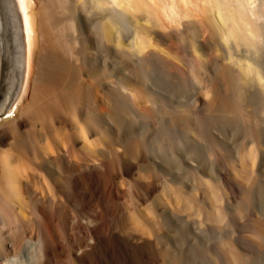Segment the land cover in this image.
Returning a JSON list of instances; mask_svg holds the SVG:
<instances>
[{
    "label": "rangeland",
    "instance_id": "374dc122",
    "mask_svg": "<svg viewBox=\"0 0 264 264\" xmlns=\"http://www.w3.org/2000/svg\"><path fill=\"white\" fill-rule=\"evenodd\" d=\"M181 1H173L176 13L170 17L168 0H131L129 15L115 13L118 37L110 41L94 28L105 11L98 9L94 0H85L86 88L92 93L88 92L85 108L100 129L88 133L83 142L87 141L82 142L84 162L76 167L67 165L70 171L63 186L68 197L51 200L45 217L30 216L27 202L23 203L18 230L36 251L39 243L56 248L49 264H168L170 260L174 264H230L225 242L236 247L242 244L244 250H238L248 263L264 264V245L251 234L264 214V155L250 165V124L247 118L242 119L244 115L237 111L233 115L213 113L206 103H198L201 97L206 101L211 97L212 92H205L209 87L219 96L246 103L254 109L256 119H263L264 91L242 63L253 59L264 72V44L257 46L259 38L253 39L256 46L225 40L215 26L203 31L199 24L205 16L210 17L209 2ZM166 2L168 6H164ZM255 3L253 26L262 29L264 36V0ZM193 32H203L207 40L194 45ZM136 40L146 43L140 53L134 48ZM258 47L260 51H254ZM10 59L15 64L14 54ZM224 71L234 78L235 90L226 84ZM124 80L134 84L145 80L153 97L151 107L134 103L138 100L130 96ZM104 100L109 104L102 105ZM174 111L190 116L195 124L193 133L170 124ZM89 117L87 125L91 126ZM262 130L264 133V126ZM212 136L223 140V147L212 144ZM139 140L145 148L133 147ZM93 149L100 153L94 169L87 164L94 158ZM192 161L198 165V174L194 168L187 170L186 163ZM243 167L255 182L243 179ZM206 170L212 172L208 181L202 179L206 173L199 175ZM78 173L82 183L73 180ZM207 183L216 185L227 204L229 211L222 225L184 209L173 196L174 187L191 188L196 191L198 206H208L207 192L203 193ZM131 214H136L139 222ZM87 230L93 248L89 258L79 262L72 253L85 239L89 241Z\"/></svg>",
    "mask_w": 264,
    "mask_h": 264
},
{
    "label": "bare ground",
    "instance_id": "6f19581e",
    "mask_svg": "<svg viewBox=\"0 0 264 264\" xmlns=\"http://www.w3.org/2000/svg\"><path fill=\"white\" fill-rule=\"evenodd\" d=\"M5 1L10 12V56L14 54L15 64L14 59H10L9 74L0 82V264H49V257H52L56 248L51 243L47 245L44 243L42 246L39 243L36 251L28 240L23 239L24 235L18 230H21L20 216L23 203L27 202L30 216L39 214L45 217L46 213H49L46 210H49L47 208L51 200L68 197L63 186L67 181L66 173L69 174L70 171L67 165L76 167L84 162L85 153L81 147L82 142L87 138L88 133L95 134L98 129L96 127L99 126L93 115L92 118L87 115L85 108L86 97L90 92H87L86 88L88 74L86 75L87 69H85L87 48L85 0ZM94 1L98 9L105 11L100 19L96 20L94 28L105 39L115 41L118 37L115 13L129 15L133 7L131 0ZM173 1L168 0L170 13L169 11L166 13L170 14V17L171 14L176 13L175 9H172L175 7ZM183 2L186 3V0ZM207 2L211 8V10L209 8L210 17L205 16L201 20L200 29L215 26L216 30L219 29L225 36V40L226 38L234 39V42L239 40L244 45L256 46L257 44L262 47L264 36L261 31L263 30L255 29L254 21L252 22L254 20L252 16L255 14L254 17H256L257 13H255V0H207ZM165 5L168 6L167 2ZM215 28L211 27V29ZM217 33L219 34L218 31ZM203 34V32L192 33L194 45L203 43L204 38L207 40ZM253 39H257V43L254 42L256 44H253ZM134 44L137 53L142 52L146 47L143 40H136ZM257 50L259 47L254 48V51ZM244 62L242 64L245 65L246 73L253 75L260 89L264 91V72L260 65L253 59ZM245 69L242 71L245 72ZM223 75L230 88L235 86L234 78L230 74L224 71ZM143 77L144 74L141 75L140 80L143 81ZM126 82L125 87L131 95L128 94L134 100H138L134 103L151 105L149 103L153 101V97L144 86L145 80L135 84L134 81ZM233 89L235 90L234 87ZM213 91L209 90V87L206 88V94L212 92L211 97L207 101L201 97L198 103L201 105L206 103L207 110L213 113L217 111L220 114L226 112L225 115L228 113L233 115L232 113L237 111V115H244V117L240 115L242 119L247 118L250 124L248 144H251L248 147V161L250 165H254L257 159L262 158L260 155H264L262 130L264 118L256 119L254 109L239 99L235 100L226 95L219 96L217 91ZM106 100L101 104H109ZM95 105L99 106V102ZM173 113L170 119L172 126L178 124L187 131L190 130L189 133L194 132L195 124L193 125L192 119L186 112L174 111ZM88 117L91 126L87 125ZM97 137L94 136V139ZM211 138L212 144L223 147V140H219L217 136ZM97 141L93 142L97 144ZM122 145L120 142L119 146ZM93 146L96 147L94 144ZM136 146H140L139 149L144 147L140 140L133 147ZM95 150L92 153L94 158L92 156L90 163H87L92 169H94L93 166L97 167L100 161L97 157L100 153L98 154ZM186 166L188 171L194 168L195 172L198 167L195 161L186 163ZM200 173L201 176L206 173L202 179L210 180L211 170ZM241 174L244 180L255 182V178L251 177V172L247 168L243 167ZM73 177L74 182L82 183V174L78 173ZM172 192L184 209L201 215L212 223L222 225L229 211L227 204L220 198L216 185L212 183H207L203 191L205 194L207 192V198L210 201L208 206H198L196 191L191 188L174 187ZM262 215L261 220L254 225L251 234L264 245V214ZM51 216L52 212L49 217ZM132 218L139 222L136 214H133ZM142 229L145 230V226H142ZM149 229V227L146 228V230ZM88 232L89 230H87L86 238L89 241L86 242L85 239L72 253L79 262L86 261L93 248ZM238 249L244 250L242 244H237L236 247L229 242L224 243V250L229 256L230 264H241V260L245 264H253V261L248 263ZM168 264L174 263L170 260Z\"/></svg>",
    "mask_w": 264,
    "mask_h": 264
},
{
    "label": "water",
    "instance_id": "95a60500",
    "mask_svg": "<svg viewBox=\"0 0 264 264\" xmlns=\"http://www.w3.org/2000/svg\"><path fill=\"white\" fill-rule=\"evenodd\" d=\"M10 68V12L5 0H0V82Z\"/></svg>",
    "mask_w": 264,
    "mask_h": 264
}]
</instances>
